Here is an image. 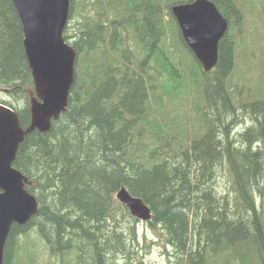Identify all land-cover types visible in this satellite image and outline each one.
Masks as SVG:
<instances>
[{
  "label": "trees",
  "instance_id": "1",
  "mask_svg": "<svg viewBox=\"0 0 264 264\" xmlns=\"http://www.w3.org/2000/svg\"><path fill=\"white\" fill-rule=\"evenodd\" d=\"M190 1L70 0L74 82L50 129L19 145L13 165L39 205L12 225L3 264L38 263L31 229L61 264H145L132 261L140 219L122 186L151 208L176 264H264V91L233 80L247 2L212 0L229 28L206 72L171 10ZM0 81L27 129L34 80L13 0H0Z\"/></svg>",
  "mask_w": 264,
  "mask_h": 264
},
{
  "label": "water",
  "instance_id": "2",
  "mask_svg": "<svg viewBox=\"0 0 264 264\" xmlns=\"http://www.w3.org/2000/svg\"><path fill=\"white\" fill-rule=\"evenodd\" d=\"M24 29V46L34 88H30L31 125L24 129L18 113L0 102V264L14 223L24 225L37 213L38 200L26 189L28 177L13 162L25 135L50 129L68 105L74 82L77 52L66 41L64 31L70 18V0H13ZM172 13L187 46L203 69L218 63L219 43L229 28V20L212 0H192L174 4ZM0 90L9 91L0 81ZM116 197L131 213L143 220L152 218L151 208L141 197L122 186Z\"/></svg>",
  "mask_w": 264,
  "mask_h": 264
},
{
  "label": "rangeland",
  "instance_id": "3",
  "mask_svg": "<svg viewBox=\"0 0 264 264\" xmlns=\"http://www.w3.org/2000/svg\"><path fill=\"white\" fill-rule=\"evenodd\" d=\"M245 2V1H244ZM243 3L245 19L243 41L245 46L241 47L237 57L238 80L233 77L234 82L245 85V92L254 93L252 98L260 97L264 91V0H246ZM70 22V20H69ZM68 22V25H69ZM67 25V26H68ZM248 53V54H247ZM12 96L6 91L0 90V100H9ZM237 127L244 128L251 119L241 109L238 111ZM219 183L226 189V178L221 175ZM31 229V228H30ZM30 236L23 242L32 245L35 249L37 264H61L60 259L50 255L48 247L42 242L40 235L31 229ZM138 242L136 243L135 254L132 261H144L145 264H176V256H173V249L165 243V237L158 227L151 226L147 221L140 219L136 223ZM127 260V261H126ZM126 264H130L129 258L125 259ZM212 264H225L217 259ZM230 264H238L231 261Z\"/></svg>",
  "mask_w": 264,
  "mask_h": 264
}]
</instances>
